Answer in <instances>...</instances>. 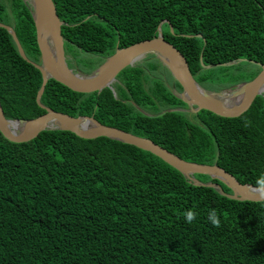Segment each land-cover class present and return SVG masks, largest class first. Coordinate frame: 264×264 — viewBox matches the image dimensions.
Instances as JSON below:
<instances>
[{
	"label": "trees",
	"instance_id": "16d2710c",
	"mask_svg": "<svg viewBox=\"0 0 264 264\" xmlns=\"http://www.w3.org/2000/svg\"><path fill=\"white\" fill-rule=\"evenodd\" d=\"M53 2L69 63L85 73L116 47L156 36L162 20L168 21L164 39L208 90L240 82L235 72L250 62L205 69L201 53L204 64L245 58L264 65V0ZM0 21L13 23L24 52L38 56L23 0H0ZM41 80L0 27V104L7 119L45 112L35 101ZM172 80L148 55L118 73L115 94L75 92L49 79L41 103L147 137L184 160L216 163L241 183L264 184V94L231 118L207 110L149 117L136 108L156 114L185 107ZM194 177L230 192L207 175ZM0 264H264V200L229 199L149 151L107 137L44 130L16 143L0 133Z\"/></svg>",
	"mask_w": 264,
	"mask_h": 264
},
{
	"label": "water",
	"instance_id": "95a60500",
	"mask_svg": "<svg viewBox=\"0 0 264 264\" xmlns=\"http://www.w3.org/2000/svg\"><path fill=\"white\" fill-rule=\"evenodd\" d=\"M24 1L31 6L36 42L41 55L40 64L31 62L39 70L42 78L35 101L45 112L29 119H7L0 104V133L4 138L16 143L27 142L44 130L70 131L84 139L103 136L149 151L178 170L193 184L213 188L229 199L254 202L264 200V184L256 186L241 183L234 175L216 163L205 164L184 160L147 137L102 124L93 116H71L41 103V96L49 79H54L75 92L99 93L104 88H110L115 94L112 85L118 73L127 66L135 65L147 55H153L167 69L173 80L180 85V91H177L174 85L171 90L186 104V107H169L156 114H150L135 105L142 113L149 117H159L171 111L198 113L200 110H207L221 117H238L251 106L258 95L264 94V65L245 58L220 64H204L201 53L200 64L205 69L219 65H236L243 61L260 67L259 72L250 80L238 82L218 91L208 90L194 79L183 54L172 43L164 39L161 27L164 22L168 23V21L162 20L157 26L156 36L125 47H116L115 51L92 71L82 73L78 69L70 68L66 62L64 39L61 34V26L64 22L57 15L53 0ZM0 27L5 28L11 35L19 55L30 62L14 29L2 22H0ZM170 30L172 31L171 26ZM195 174L207 175L211 180H218L229 188L230 192H225L221 185L214 181L198 180L194 177Z\"/></svg>",
	"mask_w": 264,
	"mask_h": 264
},
{
	"label": "flooded vegetation",
	"instance_id": "af4514ba",
	"mask_svg": "<svg viewBox=\"0 0 264 264\" xmlns=\"http://www.w3.org/2000/svg\"><path fill=\"white\" fill-rule=\"evenodd\" d=\"M23 2L26 4V7H27V10H28V12H29V14H30V17H31V20H32V23H33V26H34V22H33V18H32V15H31V6H30V4L27 2V1H24L23 0ZM1 22V21H0ZM3 23V22H2ZM5 24H7V25H9V26H11L13 29H14V24L13 23H10V24H8V23H5ZM34 32H35V27H34ZM35 41H36V33H35ZM36 45H37V42H36ZM37 48H38V45H37ZM38 51H39V48H38ZM64 51H65V56H66V62H67V64H68V66L70 67V68H72L73 70H76V69H78L76 66H75V69L73 68V67H71V65H70V61H71V55L69 54V53H67V51L64 49ZM25 53V52H24ZM26 54V53H25ZM26 56H27V58L30 60V62L29 63H31V62H35V63H38V64H40L41 63V55H40V51H39V53H38V56H36V57H32V56H30V55H27L26 54ZM148 56V55H147ZM107 57V56H106ZM106 57H103V59H102V61L106 58ZM143 60V59H142ZM142 60H140V62L142 61ZM102 63V62H101ZM32 64V63H31ZM100 64V63H99ZM98 64V65H99ZM33 65V64H32ZM98 65H96L95 67H97ZM94 67V68H95ZM93 68V69H94ZM92 69V70H93ZM79 70V69H78ZM91 70V71H92ZM80 72H82L81 70H79ZM90 72V71H89ZM259 72V71H258ZM257 72V73H258ZM82 73H85V72H82ZM86 73H88V72H86ZM256 73V74H257ZM255 74V75H256ZM254 77V76H253ZM252 77V78H253ZM173 79V78H172ZM172 85H174V88L176 89V84H175V81L174 80H172L171 82H170V88L172 89ZM229 87V86H228ZM177 90V89H176ZM186 107V106H185Z\"/></svg>",
	"mask_w": 264,
	"mask_h": 264
},
{
	"label": "rangeland",
	"instance_id": "374dc122",
	"mask_svg": "<svg viewBox=\"0 0 264 264\" xmlns=\"http://www.w3.org/2000/svg\"><path fill=\"white\" fill-rule=\"evenodd\" d=\"M71 63L74 64V61L72 59H71ZM73 68L75 69V65H73ZM239 68H240V71L235 72V74H236V77L238 79H240L241 81L250 80V77L252 75H254L258 71L257 68H256V66H253L250 63L249 64L242 63Z\"/></svg>",
	"mask_w": 264,
	"mask_h": 264
}]
</instances>
